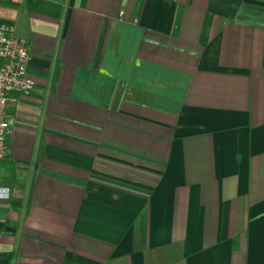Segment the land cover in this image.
I'll return each mask as SVG.
<instances>
[{
	"label": "crops",
	"instance_id": "0c3cea01",
	"mask_svg": "<svg viewBox=\"0 0 264 264\" xmlns=\"http://www.w3.org/2000/svg\"><path fill=\"white\" fill-rule=\"evenodd\" d=\"M30 49L0 159V264H264V0H0Z\"/></svg>",
	"mask_w": 264,
	"mask_h": 264
},
{
	"label": "built area",
	"instance_id": "2783aa9c",
	"mask_svg": "<svg viewBox=\"0 0 264 264\" xmlns=\"http://www.w3.org/2000/svg\"><path fill=\"white\" fill-rule=\"evenodd\" d=\"M22 2L23 0H6ZM30 49L15 34L13 26L0 22V159L7 154V138L10 132L8 108L11 95L23 96L34 87L28 73ZM7 188H0V198H8Z\"/></svg>",
	"mask_w": 264,
	"mask_h": 264
}]
</instances>
